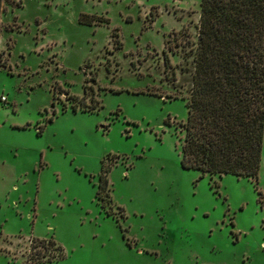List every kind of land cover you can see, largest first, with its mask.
Wrapping results in <instances>:
<instances>
[{
    "label": "rangeland",
    "instance_id": "1",
    "mask_svg": "<svg viewBox=\"0 0 264 264\" xmlns=\"http://www.w3.org/2000/svg\"><path fill=\"white\" fill-rule=\"evenodd\" d=\"M200 13L201 0H8L0 264H29L36 239L66 253L38 264H264V137L256 181L181 164Z\"/></svg>",
    "mask_w": 264,
    "mask_h": 264
},
{
    "label": "trees",
    "instance_id": "2",
    "mask_svg": "<svg viewBox=\"0 0 264 264\" xmlns=\"http://www.w3.org/2000/svg\"><path fill=\"white\" fill-rule=\"evenodd\" d=\"M7 3L0 0V37ZM83 16L81 23L94 20ZM189 46L183 48L184 60H192V67L182 69L191 79L188 118L181 124V164L203 176L232 174L256 181L264 137V0H201L197 40ZM4 54L0 50V67L8 63ZM165 61L169 67L167 55ZM72 108L77 111V104ZM104 169L99 190L109 187L111 168ZM33 244L29 264L66 257L54 239H36ZM40 247L51 251L42 254Z\"/></svg>",
    "mask_w": 264,
    "mask_h": 264
},
{
    "label": "snow or ice",
    "instance_id": "3",
    "mask_svg": "<svg viewBox=\"0 0 264 264\" xmlns=\"http://www.w3.org/2000/svg\"><path fill=\"white\" fill-rule=\"evenodd\" d=\"M73 264H111V262L108 261H97V260H87V261H75Z\"/></svg>",
    "mask_w": 264,
    "mask_h": 264
},
{
    "label": "built area",
    "instance_id": "4",
    "mask_svg": "<svg viewBox=\"0 0 264 264\" xmlns=\"http://www.w3.org/2000/svg\"><path fill=\"white\" fill-rule=\"evenodd\" d=\"M4 100H5V97L2 96V97H1V101H4Z\"/></svg>",
    "mask_w": 264,
    "mask_h": 264
},
{
    "label": "flooded vegetation",
    "instance_id": "5",
    "mask_svg": "<svg viewBox=\"0 0 264 264\" xmlns=\"http://www.w3.org/2000/svg\"><path fill=\"white\" fill-rule=\"evenodd\" d=\"M128 243H130V245H132V244H133V242H132V241H130V242H129V240H128Z\"/></svg>",
    "mask_w": 264,
    "mask_h": 264
}]
</instances>
